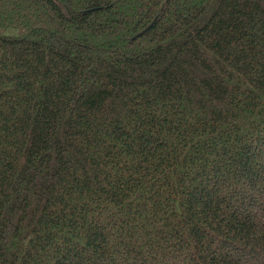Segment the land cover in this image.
Listing matches in <instances>:
<instances>
[{
    "label": "trees",
    "instance_id": "1",
    "mask_svg": "<svg viewBox=\"0 0 264 264\" xmlns=\"http://www.w3.org/2000/svg\"><path fill=\"white\" fill-rule=\"evenodd\" d=\"M0 264H264V0H0Z\"/></svg>",
    "mask_w": 264,
    "mask_h": 264
}]
</instances>
